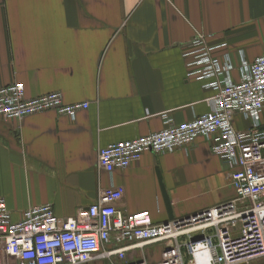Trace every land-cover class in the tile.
<instances>
[{"label": "crops", "instance_id": "0c3cea01", "mask_svg": "<svg viewBox=\"0 0 264 264\" xmlns=\"http://www.w3.org/2000/svg\"><path fill=\"white\" fill-rule=\"evenodd\" d=\"M196 34L226 43L216 55L235 67L238 52L252 61L264 55V0H0V88L21 82L29 99L60 92L66 104H89L73 120L0 119V198L13 220L45 204L72 217L110 186L124 189L118 209L149 212L155 224L234 198L227 164L203 138L111 177L96 169L99 149L161 131L163 114L182 124L208 111L213 93L187 80L182 57ZM161 253L152 245L139 256L154 263Z\"/></svg>", "mask_w": 264, "mask_h": 264}, {"label": "built area", "instance_id": "2783aa9c", "mask_svg": "<svg viewBox=\"0 0 264 264\" xmlns=\"http://www.w3.org/2000/svg\"><path fill=\"white\" fill-rule=\"evenodd\" d=\"M226 43L211 44L202 34L189 42L182 57L187 80L213 95L208 111L175 124L163 114L164 128L147 136L99 149L96 169L109 177L138 162L144 154L188 150L203 138L211 154L228 166L235 196L200 212L155 224L149 212L117 208L124 189H102L93 204L60 218L50 204L34 206L12 218L0 198V264H86L116 257L119 264H256L264 262V55L248 61L238 52L234 66ZM234 73L236 76H234ZM89 104H66L60 92L25 96L21 82L0 88V119L21 120L53 112L73 120ZM247 126L239 129L236 120ZM162 246L159 261L139 256L145 247Z\"/></svg>", "mask_w": 264, "mask_h": 264}, {"label": "rangeland", "instance_id": "374dc122", "mask_svg": "<svg viewBox=\"0 0 264 264\" xmlns=\"http://www.w3.org/2000/svg\"><path fill=\"white\" fill-rule=\"evenodd\" d=\"M240 125L246 127V124H244V123H241Z\"/></svg>", "mask_w": 264, "mask_h": 264}]
</instances>
